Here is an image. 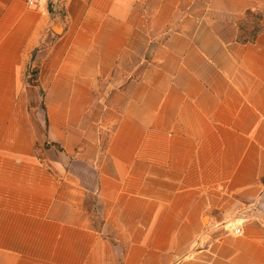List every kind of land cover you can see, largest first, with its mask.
I'll list each match as a JSON object with an SVG mask.
<instances>
[{
	"label": "crops",
	"instance_id": "obj_1",
	"mask_svg": "<svg viewBox=\"0 0 264 264\" xmlns=\"http://www.w3.org/2000/svg\"><path fill=\"white\" fill-rule=\"evenodd\" d=\"M257 12L0 0V264H264Z\"/></svg>",
	"mask_w": 264,
	"mask_h": 264
},
{
	"label": "rangeland",
	"instance_id": "obj_2",
	"mask_svg": "<svg viewBox=\"0 0 264 264\" xmlns=\"http://www.w3.org/2000/svg\"><path fill=\"white\" fill-rule=\"evenodd\" d=\"M262 19H264V13H250L246 15L244 19L240 22L239 25V36L240 37H252L256 36L258 32L261 30V22ZM53 35H55L53 32H51L44 40V43H47L46 45L43 43L40 45L42 49L46 48L50 42L53 39ZM34 56V54H33ZM36 64L30 63V67L28 68L26 72V81L31 82L33 79L34 71L36 70Z\"/></svg>",
	"mask_w": 264,
	"mask_h": 264
},
{
	"label": "built area",
	"instance_id": "obj_3",
	"mask_svg": "<svg viewBox=\"0 0 264 264\" xmlns=\"http://www.w3.org/2000/svg\"><path fill=\"white\" fill-rule=\"evenodd\" d=\"M30 3H32V2L30 1ZM235 232H236V233H239V229H236Z\"/></svg>",
	"mask_w": 264,
	"mask_h": 264
},
{
	"label": "trees",
	"instance_id": "obj_4",
	"mask_svg": "<svg viewBox=\"0 0 264 264\" xmlns=\"http://www.w3.org/2000/svg\"><path fill=\"white\" fill-rule=\"evenodd\" d=\"M34 76V75H33Z\"/></svg>",
	"mask_w": 264,
	"mask_h": 264
}]
</instances>
